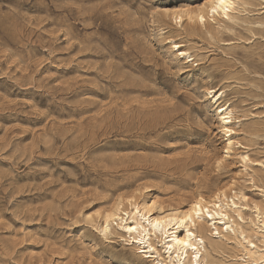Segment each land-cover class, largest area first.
<instances>
[{
    "label": "rangeland",
    "instance_id": "374dc122",
    "mask_svg": "<svg viewBox=\"0 0 264 264\" xmlns=\"http://www.w3.org/2000/svg\"><path fill=\"white\" fill-rule=\"evenodd\" d=\"M242 1L0 0V264H156L99 229L132 197L221 196L246 239L204 223L211 261L264 253V0Z\"/></svg>",
    "mask_w": 264,
    "mask_h": 264
},
{
    "label": "bare ground",
    "instance_id": "6f19581e",
    "mask_svg": "<svg viewBox=\"0 0 264 264\" xmlns=\"http://www.w3.org/2000/svg\"><path fill=\"white\" fill-rule=\"evenodd\" d=\"M242 4V0H226L222 5L218 4L216 0H210V11L213 15L230 17V13ZM214 7L216 8L215 12L212 11ZM198 17L204 19L205 15L201 12ZM175 45L180 47L179 43H175ZM181 54L186 55L188 59L194 57L193 54L183 50H181ZM210 93L213 102L219 104L217 114L223 121L222 127L228 136L227 152H229L233 145L232 135L235 132L233 124L238 115L231 105L222 102L221 94L214 93V90ZM217 197L219 203L197 195L188 208L175 207L170 211H165L161 204L155 201L141 203L133 197L127 199V205L124 207L125 202L121 199L115 201L111 210L101 215L102 223L99 229L103 235L108 236L116 229L114 224L117 225L119 230L124 233V240L156 264H214L208 250V247L212 245L211 239L200 228L204 223L211 222V226L220 237L224 236L222 233L226 230V233L229 234L240 233L246 239L244 232H240L237 223L227 210V206L230 205H225L221 196ZM232 204L236 205V202L232 200ZM182 231H185V234ZM157 242L161 244L160 248ZM247 242L254 249L251 247L245 249L242 262L264 264V253L259 252V247L255 242L251 240H247Z\"/></svg>",
    "mask_w": 264,
    "mask_h": 264
},
{
    "label": "snow or ice",
    "instance_id": "6c2138e0",
    "mask_svg": "<svg viewBox=\"0 0 264 264\" xmlns=\"http://www.w3.org/2000/svg\"><path fill=\"white\" fill-rule=\"evenodd\" d=\"M216 2L218 3V4H224L225 2H226V0H216ZM212 11L213 12H215L216 11V8L214 7V8H212ZM201 20H203V17H201Z\"/></svg>",
    "mask_w": 264,
    "mask_h": 264
}]
</instances>
